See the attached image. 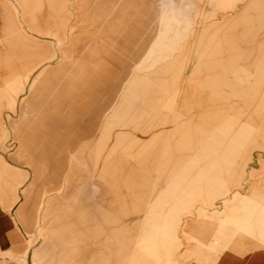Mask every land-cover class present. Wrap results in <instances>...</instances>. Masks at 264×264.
<instances>
[{
    "label": "rangeland",
    "instance_id": "rangeland-1",
    "mask_svg": "<svg viewBox=\"0 0 264 264\" xmlns=\"http://www.w3.org/2000/svg\"><path fill=\"white\" fill-rule=\"evenodd\" d=\"M63 60L96 72L80 75L84 115L59 132L39 112L56 103V74L21 99ZM75 129L85 139L69 168L64 134ZM20 209L41 232L13 220ZM82 215L95 264H190L202 244L221 250L218 228L224 250L264 251V0H0V249L21 254L0 256L81 264Z\"/></svg>",
    "mask_w": 264,
    "mask_h": 264
},
{
    "label": "crops",
    "instance_id": "crops-1",
    "mask_svg": "<svg viewBox=\"0 0 264 264\" xmlns=\"http://www.w3.org/2000/svg\"><path fill=\"white\" fill-rule=\"evenodd\" d=\"M41 69H42V72L38 73L39 75L35 78V80H33L32 84L29 86L28 92H30V93H29L28 97L22 98L21 102L24 105L27 103L28 100H30V99L34 100L33 98L37 92V86L43 82L44 79H42V77L44 75L48 74L49 72L56 74V78H58V80L60 81L59 82L60 85L59 84L56 85V87L54 88L55 90H53L54 93H50V95H49V97L56 99V103L52 102L49 98L43 100L39 104V112L41 115H43L44 117H47V119L50 120V122L48 123L49 129H51V126L49 124H53L55 122V123H57V126L59 128V132L65 131L66 129H69V131H71V129L75 127L73 125L77 124L78 120L81 119V117L84 115V113L81 112L82 110L80 108L85 104V101L88 103H90V101H91L90 100V94L88 91L86 92V94L89 97L87 96L85 101H84L83 96L80 94V89H81V87L83 88L82 83L80 82V75L91 76V74L95 73L96 71L85 69V68H70L67 65V61H64V60L58 61V63H56L54 65L43 66ZM32 75L33 74L28 73L26 75V80H22L23 82H25V85H23V87H21L20 89H18L16 91L15 97H12V101L10 103V106L12 108L15 106L16 102L18 101L17 92H23L24 91L25 86H26V84H28L27 82ZM117 78H118V76L116 77V79ZM121 81L123 82L125 80L121 79ZM124 86H125V83L123 85V88H124ZM108 108L109 109L111 108L110 102H109ZM51 117H53V119ZM53 120H54V122H53ZM66 136H67V139H69V141H67V143L68 144L72 143L71 145H67L65 147V151H64V157L66 158V163H67L66 166L70 168L72 166L71 165L72 163L70 160L73 159V157L76 155L78 150H80V148L84 145L81 142L85 138H84L83 133L81 132L80 129H78V130L75 129V133L69 134V137L67 134H64V137H66ZM64 172H65V170L62 171V174ZM103 177L105 179L106 176H103ZM94 178H95V175L89 176V183L86 184V185L89 184V187L92 189L93 188L96 189L99 186L94 180H92ZM66 182H68L67 174H65V176L63 174V178L61 180V183L59 184V187L57 189H54V190H59L58 192L64 191L66 189L65 185H67V184H65ZM103 184L105 185L106 189H111V188L116 189L115 186H111L109 182H107V184H106L103 181ZM110 186H111V188H110ZM111 190H107L108 191L107 193L102 192V201L104 198L103 202H108V199H109L108 197H110L112 195ZM49 192H50V190H47V189H45L41 192V195L39 196L38 200L35 203V205L37 206V209H36L37 211L41 210V208H43L46 204L49 203V201L47 200V197L49 196L48 195ZM108 194L110 196H108ZM57 195L60 196V194H57ZM94 199H98V198H96V195H94ZM110 203L112 204L111 201H110ZM4 213H6V212H4ZM83 214L85 215V213H83ZM13 220H15V222H17V224L20 223L24 228L25 227L30 228L32 226L33 227H35V226L39 227L37 225V221H34V223H30L27 220L25 221L22 214H21V209L18 210V212L15 214V218ZM87 221L88 220H86V216L82 215L80 231L78 233L83 238V240H85V242L87 241V244L90 246L89 247L84 246L83 248L80 247V257H81L80 263L81 264H95V262L97 260L96 256L98 255L100 250L96 247V246H98V244L89 242L90 237H91V236H89L90 235V230H89L90 224ZM16 228H18V227H16ZM225 230L226 229H224V228H218L216 231V234H215L216 235L215 236L216 238L214 239L215 241H213V244H215V243L223 244L221 247V250H219L218 248H214L212 246L209 247V245H206V244H202V249L195 250L196 254L198 255L197 261L191 262L190 264H212V263H210L211 258H213V260H214L216 258L215 256L218 255L222 250H224V248L227 247V243H229V242H226V243L219 242L220 240L218 239L221 236L229 234V233H227L228 230H226V232H225ZM166 232H164V234ZM9 235H10V237L14 243H17L18 241L23 242L24 244L27 243L25 236L22 235V238H20L18 236L17 230L15 228L10 229ZM166 238H169L172 241H175L173 233L171 235H168V237H166ZM190 239H193V238L191 237ZM146 240H148V239H146ZM217 240H219V241H217ZM161 243L165 244L163 238H162ZM167 243L164 245V248L162 247L163 248L162 250H164V254L161 255L164 257V259H166L165 261L169 260V250L171 248H173V246H174L170 243H168V244ZM144 244H145V241H144ZM153 245H154V248L151 250L156 251V253H158V255H159V258H161L160 253H159V249H158L157 245L155 246V242L153 243ZM206 248H208V250L211 252L208 253L206 251L207 250ZM240 249H241L240 241L232 242L229 250L225 249L224 251H222L220 253L219 257L217 258V260L214 261L213 264H264V251H258L257 253H247L246 252L245 255H242V256L234 254L235 252H238ZM10 251H12L13 253H16V254H20L14 250H11L10 248L0 249V252H3V253L9 252V254H10ZM132 253H134V252H132ZM22 254H25L24 250H23ZM27 254H26V256H27ZM37 257H38V253L33 252L32 253V261L36 260ZM28 260H29V258H28ZM9 262H10L9 264H16V262L11 260V258L9 259ZM179 263H180V261H179V257H178V264Z\"/></svg>",
    "mask_w": 264,
    "mask_h": 264
},
{
    "label": "built area",
    "instance_id": "built-area-1",
    "mask_svg": "<svg viewBox=\"0 0 264 264\" xmlns=\"http://www.w3.org/2000/svg\"><path fill=\"white\" fill-rule=\"evenodd\" d=\"M9 259L8 257H3V256H0V264H9Z\"/></svg>",
    "mask_w": 264,
    "mask_h": 264
},
{
    "label": "bare ground",
    "instance_id": "bare-ground-1",
    "mask_svg": "<svg viewBox=\"0 0 264 264\" xmlns=\"http://www.w3.org/2000/svg\"><path fill=\"white\" fill-rule=\"evenodd\" d=\"M19 17V16H18ZM26 29V28H25ZM56 42V41H55ZM58 46V45H57ZM40 227H37L36 228V230H37V232H41V229H39ZM30 238H32V237H30ZM38 238V237H37ZM30 241H31V239H30ZM28 248H29V245L27 246ZM28 253V249H27V251H26V253L25 254H27ZM178 264V263H177Z\"/></svg>",
    "mask_w": 264,
    "mask_h": 264
}]
</instances>
